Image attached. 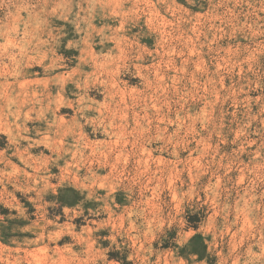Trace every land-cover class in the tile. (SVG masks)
<instances>
[{
	"label": "rangeland",
	"instance_id": "374dc122",
	"mask_svg": "<svg viewBox=\"0 0 264 264\" xmlns=\"http://www.w3.org/2000/svg\"><path fill=\"white\" fill-rule=\"evenodd\" d=\"M0 246L264 264V0H0Z\"/></svg>",
	"mask_w": 264,
	"mask_h": 264
},
{
	"label": "bare ground",
	"instance_id": "6f19581e",
	"mask_svg": "<svg viewBox=\"0 0 264 264\" xmlns=\"http://www.w3.org/2000/svg\"><path fill=\"white\" fill-rule=\"evenodd\" d=\"M89 27H90V25H89V26L86 25V29H87V31H88ZM82 28H83L82 25H81V26H76L75 29H74L73 31H71V32H74V33L77 32L78 37H80L81 34H82V32H83V31H82ZM90 29H91V28H90ZM87 31H85V33H84L85 38H87V37H88V34H89V32H87ZM94 65H95V64H94ZM55 102H56V101H55ZM57 105H58V106H57L58 110L61 111L62 108H61V105L59 104V102L57 103ZM85 114H86V117H89V116H90V113H85ZM105 131H106V130H105ZM107 153H108V152H107ZM105 158H106V157H105ZM4 246H5V245H4ZM0 247H1V246H0ZM18 248H19V247H18ZM43 248H44V247H43ZM1 249H2V247H1ZM15 249H16V247H15ZM32 249L34 250V248H32ZM38 249H40V247L37 248V250H38ZM48 250H49V249H48ZM19 251H20V250H19ZM29 252L33 254L34 251H33V252L30 251V250L27 251V253H29ZM35 252H36V251H35ZM38 252H40V251H37V253H38ZM42 252H43V251H42ZM47 252H48V251H47ZM10 254H11V253H10ZM12 254H13V253H12ZM20 254H21V253H20ZM24 254H25V253H24ZM38 254H39V253H38ZM7 255H9V253H8ZM18 255H19V254H18ZM22 255H23V254H22ZM30 255H31V254H30ZM42 255H43V254H42ZM4 256H6V255H4ZM10 256H12V255H10ZM15 256H16V255H15ZM20 256H21V255H20ZM25 256H26V254H25ZM34 256H37V255L35 254ZM12 257H13V256H12ZM18 257H19V256H18ZM18 257H17V258H18ZM27 257H28V256H27ZM29 257H30V256H29ZM32 257H33V256H32ZM5 258H6V257H5ZM10 258H11V257H10ZM15 258H16V257H15ZM1 259H2V258H1ZM26 259H27V258H26ZM28 259H29V258H28ZM28 259H27V260H28ZM32 259H34V258H32ZM13 260H14V259H13ZM17 260H18V259H17ZM5 261H7V259H6ZM15 261H16V260H15ZM2 262H3V260H2Z\"/></svg>",
	"mask_w": 264,
	"mask_h": 264
}]
</instances>
